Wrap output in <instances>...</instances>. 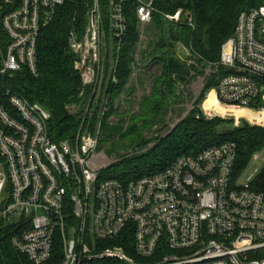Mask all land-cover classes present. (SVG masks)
Masks as SVG:
<instances>
[{"label":"built area","instance_id":"built-area-1","mask_svg":"<svg viewBox=\"0 0 264 264\" xmlns=\"http://www.w3.org/2000/svg\"><path fill=\"white\" fill-rule=\"evenodd\" d=\"M87 1L84 33L72 32L69 47L81 75L80 97L88 92L90 99L75 140L55 143L50 114L11 83L24 71L38 75L40 35L65 0H0V227L6 233L0 264L9 263L6 237L18 264H264V148L243 169L236 144L228 142L133 182L105 177L139 154L100 149L103 120L116 124L127 111L131 117L145 97L132 80L136 65L116 94L127 14L132 10L137 20L135 51L148 40L146 32L157 34L155 16L192 28L194 17L181 6L186 0L167 1L179 5L174 12L157 0ZM218 65L224 75L208 93L264 129V5L239 16ZM117 240L122 244L106 246Z\"/></svg>","mask_w":264,"mask_h":264},{"label":"trees","instance_id":"trees-1","mask_svg":"<svg viewBox=\"0 0 264 264\" xmlns=\"http://www.w3.org/2000/svg\"><path fill=\"white\" fill-rule=\"evenodd\" d=\"M167 1L169 3V0H157V6L165 11H176L179 5H169ZM262 5L264 0H186L181 6L192 13L194 28L167 25L155 16L156 38L149 45L152 50L143 51L142 56L150 57L152 62L159 65L160 75L153 80L151 91L140 102L137 113L131 117H128L131 114L129 111L124 115L118 114V122L113 125L107 122V118L103 120L100 149L105 148L109 155L119 157L121 152L131 148L140 151L152 142H155V146L117 163L105 173L106 178L122 183L133 182L167 169L179 157L194 156L228 142L236 144L237 167L243 169L255 154L263 150V128L243 122L238 127L228 129L226 127L232 125L231 121L225 122L219 118L209 120L199 117L197 112H192L166 136L148 141L147 135L153 127L165 124L175 107L186 102L188 86L196 77H205L207 71L211 70V75L207 77L208 92L217 86L224 75L221 67L217 69L222 46L234 35L239 16ZM89 6L87 0H65V4L57 10L53 23L40 35L38 75L24 71L11 83L14 91L21 93L31 103L41 105L50 114L49 133L55 143L75 140L84 114V111L76 113L72 109L78 104L82 85L81 75L75 69L77 57L69 47V36L72 32L79 36L84 33ZM127 17L129 32L120 51L117 95L125 90L133 73L135 50L140 41L132 10ZM178 48L187 50L188 55H180ZM211 114L249 117L244 111L226 109ZM5 234L0 227V240ZM7 238L4 239V249L9 258L8 264H18L19 256ZM131 241L127 240L128 243ZM120 244L117 240L106 246Z\"/></svg>","mask_w":264,"mask_h":264},{"label":"rangeland","instance_id":"rangeland-1","mask_svg":"<svg viewBox=\"0 0 264 264\" xmlns=\"http://www.w3.org/2000/svg\"><path fill=\"white\" fill-rule=\"evenodd\" d=\"M145 35L148 37V40H145L141 45L140 51H137L138 59L136 62V67L134 69V72L136 73L137 77L132 79L133 82L139 85L142 97L146 96V91L148 89V87H146V84L149 85V83L152 80H154L157 76L160 75L159 65L152 62L150 57L142 56L143 51L152 50V48L149 45L152 44L156 38L153 37L154 34L151 33L148 35V33L146 32ZM178 51H180V55L181 54L188 55V51L185 50L184 48H178ZM109 53H111V51H109ZM218 68L219 66L217 67V69ZM207 82H208L207 77L206 78L203 76L196 77L193 80V82H191V84L188 86V96L186 97V102L182 106H178L173 109V112L169 114L168 118H166L165 124H160L159 126H155L153 127V129H151V131L148 132L147 134L148 141L166 136L167 133L173 131L179 125V123L181 121H184L192 112H197L196 115H198L199 117L200 116L204 117L209 120L214 118H219L225 122L231 121L232 125H227L228 127H226L228 129L232 127H238L243 122L246 123L245 117H233V116L228 117V116L211 114V113H220L222 110H225L226 108H223L218 103H216V101L214 100V93H208ZM89 99H90L89 93L85 92L84 95L78 97V104L74 105L72 109H74L76 113L78 111L79 113L80 111L81 112L85 111ZM127 107H129V105ZM149 150H150L149 145H146L144 149L139 151V154L145 153ZM128 151L132 153H136L137 150L135 148H131L123 152L129 153ZM138 155H134L130 158L136 157Z\"/></svg>","mask_w":264,"mask_h":264},{"label":"bare ground","instance_id":"bare-ground-1","mask_svg":"<svg viewBox=\"0 0 264 264\" xmlns=\"http://www.w3.org/2000/svg\"><path fill=\"white\" fill-rule=\"evenodd\" d=\"M249 115V114H248ZM250 118H252L250 115H249Z\"/></svg>","mask_w":264,"mask_h":264},{"label":"water","instance_id":"water-1","mask_svg":"<svg viewBox=\"0 0 264 264\" xmlns=\"http://www.w3.org/2000/svg\"><path fill=\"white\" fill-rule=\"evenodd\" d=\"M181 122H182V121H181ZM181 122H180V123H181ZM180 123H179V124H180Z\"/></svg>","mask_w":264,"mask_h":264}]
</instances>
